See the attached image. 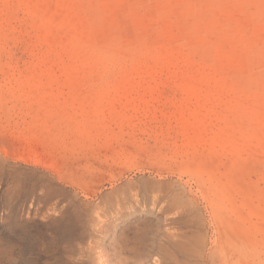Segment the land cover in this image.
Instances as JSON below:
<instances>
[{
  "label": "rangeland",
  "instance_id": "374dc122",
  "mask_svg": "<svg viewBox=\"0 0 264 264\" xmlns=\"http://www.w3.org/2000/svg\"><path fill=\"white\" fill-rule=\"evenodd\" d=\"M206 180L245 239L226 263L264 264V0H0V264L152 255L198 227L207 249ZM127 182L143 211L160 183L200 205L113 225Z\"/></svg>",
  "mask_w": 264,
  "mask_h": 264
},
{
  "label": "bare ground",
  "instance_id": "6f19581e",
  "mask_svg": "<svg viewBox=\"0 0 264 264\" xmlns=\"http://www.w3.org/2000/svg\"><path fill=\"white\" fill-rule=\"evenodd\" d=\"M120 178H121L120 175L117 177L114 176L111 179V183L114 181L116 182ZM213 178L214 177L212 176L210 179H213ZM207 181L208 180L202 181V182H207ZM208 182H210L209 186L212 187L213 189H209V188L205 189L206 191L204 194H202L201 198H203V201L205 202L204 205L206 204V208L208 209V215H209L208 217H210L211 224L215 227V230L218 234V236L214 238L212 242L213 244L209 248L198 249L199 247L198 242H199V237L201 234V228L198 227L194 232L192 231L188 235L184 232L179 231L177 232V234L173 235V236H176L175 239L167 240L166 243H161L158 247H151L152 249H155V248L157 249V252L153 253L152 255H148L147 252L136 254L133 248L128 247L127 242H126L128 239H123L121 240L122 242L119 246L120 254L113 253L111 257H99V264H227L225 257L230 256V254L240 255V253L243 252V249H244L243 243H245V239H244L243 234H241L242 232H239L237 236L231 234L232 232H229L230 231L229 230V222H230L229 220L231 219H229L228 213H230L229 211L233 209L232 208L233 206L231 207V204H229L230 198L226 196L227 190L225 192V187H224L226 186V184L225 182H223L225 185L220 183L221 186H218L219 188H216V187H213L214 185L213 186L211 185L212 181L209 180ZM136 184L132 182H127L123 185V188L121 190H118L116 188L113 189L115 192L122 191L123 193L124 189H126L127 192H129L128 195H124L122 199L118 200V204L114 205V207L122 211L121 209L123 207H124L123 209L125 210L127 205H130L126 209V211H123L121 213L120 216L115 217L114 222L112 223L113 225H115V223L117 224V226L118 224L120 225V223H127V222L129 223L135 216H137V214H141V215L143 214L145 215L144 216L145 218L156 216L157 215L156 212L158 210L154 208L155 207L154 205L156 204L155 201H157V199L162 204L161 206H159V209L163 208L165 211H168L167 213H170V212L177 213L178 211L189 213L191 212V210L195 209L197 205H200V202H198L195 197L190 196L189 194H188L189 195L188 202L190 206L185 204L184 201L182 200L183 199L182 196L174 192L170 193L171 189L173 188V184L164 183L165 185H163L160 183V184L154 185V188L151 191L149 189L151 200L147 202L148 206L146 207V210L143 211V209H141V205L140 207L137 206L139 204L138 194H137V189L139 187H137L138 185L136 186ZM164 202L166 203L165 205H163ZM78 216L76 218L80 219V217ZM178 216L181 217L182 214H179ZM69 218H67L68 219L66 223L67 225L70 224ZM230 223H232V220ZM232 225L234 224L232 223ZM232 227L234 229V226ZM212 231L215 232L214 230ZM235 233L237 232L235 231ZM185 240L189 241L188 243L190 246L186 248L185 250H183L182 243ZM236 242H238L239 245H237L236 248L231 250L230 249L232 247L231 245ZM122 253H130V254L132 253V256L131 257L122 256ZM89 259L90 257H78V264H87ZM228 260H229V257H228ZM228 263L230 262L228 261ZM51 264H55V263H51Z\"/></svg>",
  "mask_w": 264,
  "mask_h": 264
}]
</instances>
